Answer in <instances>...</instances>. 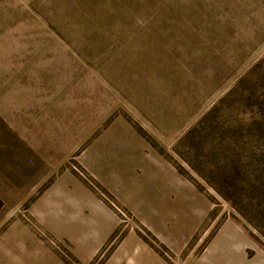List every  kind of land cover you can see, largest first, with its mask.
Returning <instances> with one entry per match:
<instances>
[{"label":"rangeland","instance_id":"374dc122","mask_svg":"<svg viewBox=\"0 0 264 264\" xmlns=\"http://www.w3.org/2000/svg\"><path fill=\"white\" fill-rule=\"evenodd\" d=\"M131 238L264 264V0H0V264Z\"/></svg>","mask_w":264,"mask_h":264},{"label":"crops","instance_id":"0c3cea01","mask_svg":"<svg viewBox=\"0 0 264 264\" xmlns=\"http://www.w3.org/2000/svg\"><path fill=\"white\" fill-rule=\"evenodd\" d=\"M123 247L124 248L115 256L112 264H166L161 256L151 250V248L142 241L131 238L123 243ZM123 253H127L128 255L123 256ZM125 258H127V263L123 261Z\"/></svg>","mask_w":264,"mask_h":264}]
</instances>
